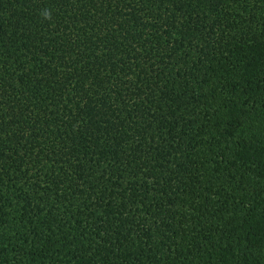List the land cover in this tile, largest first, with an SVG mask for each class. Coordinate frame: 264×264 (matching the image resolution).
Wrapping results in <instances>:
<instances>
[{"label":"trees","instance_id":"obj_1","mask_svg":"<svg viewBox=\"0 0 264 264\" xmlns=\"http://www.w3.org/2000/svg\"><path fill=\"white\" fill-rule=\"evenodd\" d=\"M0 264H264V0H0Z\"/></svg>","mask_w":264,"mask_h":264},{"label":"clouds","instance_id":"obj_2","mask_svg":"<svg viewBox=\"0 0 264 264\" xmlns=\"http://www.w3.org/2000/svg\"><path fill=\"white\" fill-rule=\"evenodd\" d=\"M44 16H45V18H48L49 13H48V12H45V13H44Z\"/></svg>","mask_w":264,"mask_h":264}]
</instances>
